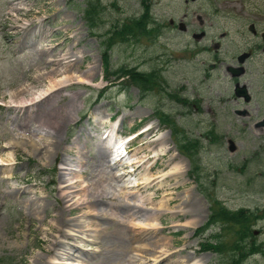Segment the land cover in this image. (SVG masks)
<instances>
[{
    "label": "rangeland",
    "instance_id": "rangeland-1",
    "mask_svg": "<svg viewBox=\"0 0 264 264\" xmlns=\"http://www.w3.org/2000/svg\"><path fill=\"white\" fill-rule=\"evenodd\" d=\"M89 1L95 6L93 27L88 25L84 13L87 0H15L12 6L22 7L16 15H11L9 0H0V264H31L35 256L46 258L43 250L48 247V239L57 234L51 225L56 205L65 208L64 217L73 222L69 232L77 233L75 224L81 219L102 221L81 216L84 208L74 209L76 204L62 199L58 189L63 167L81 147V156H85V164L78 166L83 168L81 178L93 185L102 181L97 190H103L104 196L96 211L105 207L108 212L120 209L130 213L128 207L134 205L141 209V218L159 214L162 229L153 237L160 244L165 242L163 237L172 239L173 250L187 246L168 263L192 255L201 259L198 264H264V129L253 127L264 116V62L258 61L249 74L256 94L249 103V115H236L233 102L220 101L230 88L227 76L215 75L201 86L198 84L201 75L195 65L208 58L209 53L193 50L207 45L208 39L220 30H227V35L235 39L249 33L246 25L250 21L264 28V0ZM146 8L148 31L139 34L137 22L143 19ZM180 20L189 28L204 23L208 37L201 41L193 39L187 30H179ZM78 36L73 51L83 50V57L79 62L74 60L69 70L85 72L90 80L71 79L54 94L32 99L33 102L27 100L33 95L28 92L16 97L9 94L26 83L35 88L48 85V79L36 80L35 69L47 70L56 64L45 65L44 55L38 59L35 44L42 42L48 50L50 45L67 50ZM107 37L111 66L122 68L117 74L107 73L104 68L102 52ZM46 39L51 44L48 40L44 43ZM152 70L158 79L151 92L141 97V89L132 83V76L139 71L149 76ZM128 84V90L124 89ZM100 90H104L103 97ZM162 111L175 124L176 134L164 121L166 118L160 117ZM107 116L109 120L103 125L101 121ZM148 121L157 126L147 140L168 132L165 138L185 158L181 162L187 167L186 174L170 181L172 189L166 190L156 181L150 190L140 189L139 196L150 195L152 203L123 192L124 184L111 177V168L96 142L99 133L112 123L116 122L114 132L127 133L137 131ZM140 138L132 141L134 149L144 145L146 139L139 141ZM159 140H153L149 148ZM181 143L193 153L198 164L192 173L191 157L182 150ZM144 152L151 163L153 152ZM173 153V149L166 151L161 162ZM157 167L150 172L157 173ZM136 177L134 172L126 180ZM172 197L175 202L164 203ZM187 197L196 205L194 208L184 204ZM31 198L49 204L42 210ZM221 206L230 212L248 209V224L226 220L202 230L211 210L215 212ZM117 219L127 220L122 216ZM189 221L198 223L190 226ZM105 223L114 225L110 219ZM246 224L245 234L242 228ZM217 239L222 241L217 243ZM98 240L102 242L104 256L92 252L89 247L99 250L95 245L79 242L81 248H89L90 261L85 262L70 248L75 245L74 238H64L69 253L58 261L122 264L121 257L118 261L121 253L107 248V240L102 236ZM212 245L219 249L210 248Z\"/></svg>",
    "mask_w": 264,
    "mask_h": 264
},
{
    "label": "bare ground",
    "instance_id": "bare-ground-1",
    "mask_svg": "<svg viewBox=\"0 0 264 264\" xmlns=\"http://www.w3.org/2000/svg\"><path fill=\"white\" fill-rule=\"evenodd\" d=\"M14 1L15 0H9V5L11 6V15H16L18 11L22 10V7L12 6L15 3ZM19 1L23 2L25 0ZM40 26L41 25L39 24V27ZM67 28H65L66 31ZM39 29L40 28H38V30ZM26 37L27 36H25V38ZM79 39V36L74 38V41L68 46L67 50L57 46H49L51 48L49 50L47 47H41L39 49L40 51H38V59H43L44 55V57L46 56L45 59H43L45 65L47 63L51 65L56 64V66H53L47 70L45 67H36L35 69V71H37L35 76L36 80L41 81L44 78L48 79V85L45 87L35 88L34 84L26 83L23 86L11 90L9 94L16 97L22 95L23 92H28L33 95L27 100L33 102V100L38 98L54 94L53 91H58L59 88L63 87V85H65L69 80L71 81V79L75 78L77 81L90 80L88 79L89 75L85 72H71L73 69L69 70V67L72 66V62L74 60L75 62H79L80 57H83V50L79 49L77 52L73 51L74 46L77 44ZM47 40L48 39L43 40V42L45 43ZM23 43L27 42L24 41ZM35 48L36 44L33 46V49ZM57 48L60 50L54 52V50ZM72 55H75V57H72ZM91 69L92 66L90 67V70ZM12 101H15L13 102L15 104L17 103L14 99H12ZM108 120V116L104 117L101 123L104 125V123L108 122ZM115 125L116 122L110 124L109 128L102 131L103 133H108V135L103 139L104 144L107 146L102 154L106 158L109 156L111 159L116 161L114 166H111V177L117 180V182H122L124 184L123 192L125 194L127 193L132 197H135L136 200H140L142 198L143 202L146 200L152 203V197L150 195L147 197L139 196L140 189L147 188V190H150L155 181L166 190L172 189L170 181L173 178L181 176L182 174H186L187 167H185L183 162H181L182 160H185V158L182 155H179V153L174 150L171 141L165 138V135L168 132H163L157 138H154L153 140H160L154 147L149 148V145L153 140H147V138L150 137L151 133L153 132L152 130L157 126V123L154 121H148L145 125V129L142 130V134L139 135L142 137L139 139V141H142L143 139H146L147 141H143L144 145H139L134 149L132 152V158L127 155L121 156V153H123L122 146L124 144L119 133L114 132ZM97 139H101L100 135ZM115 141H117L116 143L121 142V145H116L111 150L110 147ZM81 148H79V150H81ZM170 149H173L174 153L170 154L169 158L164 162H161L164 153ZM144 150H150L153 152L154 157L151 163L149 162L148 155L144 152ZM81 155L82 153H78L77 162L80 161L83 165L85 162L84 157ZM120 156L121 158H119ZM175 158H178V160L174 161ZM132 159H134L135 164L137 165L136 168L134 170L132 169V171L123 168L122 163H129L132 161ZM156 165H158L157 168H160V170L153 174L150 171L152 168H155ZM63 168H65V170H62L61 173L63 180L60 182V186L58 188L61 198H67L66 201L70 200L71 203H75L76 205L73 207L74 209L78 208V210H80L84 208L85 211L81 213V216L88 215L90 217H95L96 219H101L102 221L100 220L101 222L96 223L93 220L81 219L75 224L77 226V229L75 230L77 233L69 232V228L73 222L64 217L65 208H63L61 205H56V208L54 209L56 212L53 215V221L51 222V225L57 234L53 235V238L48 239V247L43 250L46 258L43 259L40 256H35L32 259L31 264H75L73 262L60 263L58 261V259H60L63 254L69 253L68 250H66L67 244H65L64 241V238L67 237H71L72 239L74 238L75 241L73 243L75 245H70V248L72 247V252L76 251L77 255L83 259V261H90L88 253L89 248L92 249V252L100 253L104 256L102 250L103 247L101 244L102 242L98 240L100 236L107 240L105 245L107 248L116 250L115 252L117 253H121L118 255V261H120L121 257L122 264H198V262L201 260L192 255H183L182 257L171 261V263H168L171 257L184 252L187 246L173 250L172 239H165L166 237H163L162 239H164L165 242L160 244V240L153 237V234L158 233L162 229V222L159 214L156 213L152 214L150 217L141 218L139 215L141 209L134 208V205L128 207V211L131 210L130 213L123 212L117 208V211L108 212L105 207H99L98 209H100L101 212H98L96 211L98 202H100V199L104 196L103 190L101 192H98L97 190V184L99 181H101V179L98 180L97 184L95 185L88 184L85 183L81 178V173L83 171L82 167L78 169V171L74 170L68 162ZM134 172H136L137 177L127 181V177L132 175ZM17 190L18 189H16V191ZM175 199V197L167 198L164 203L167 205L172 204L175 202ZM31 200L36 203L37 208H42V210H45L49 204L47 201L42 203L37 202L36 198H31ZM186 203L190 204V206L193 208L196 206L193 205V202L189 197L184 200V204ZM119 216L125 217L127 220L117 219ZM108 219L114 221L113 226L105 223ZM41 221L42 219H40V222ZM197 223V221L195 223L189 221L190 226L196 225ZM91 225H95V228H90ZM81 241H85L90 245L93 244L96 246V248L98 247L99 250L96 251L95 248L91 247L88 249H83L79 245V242Z\"/></svg>",
    "mask_w": 264,
    "mask_h": 264
},
{
    "label": "flooded vegetation",
    "instance_id": "flooded-vegetation-1",
    "mask_svg": "<svg viewBox=\"0 0 264 264\" xmlns=\"http://www.w3.org/2000/svg\"><path fill=\"white\" fill-rule=\"evenodd\" d=\"M187 1V0H186ZM248 34H241L235 39L229 37L227 30H220L217 36L208 39L207 45L200 49H193L195 53L207 51L208 58L198 60L195 70L201 77L198 84L201 86L213 76L225 75L228 77L230 88L226 89L220 101L224 104L233 102V112L236 115H249V103L254 99L253 83L249 77L252 69L258 65V61L264 62V28H258L255 22L250 21L246 25ZM193 39L201 41L208 37L207 27L204 23L185 28ZM230 39L229 42L225 41ZM233 39V40H231ZM264 80V77H262ZM264 86V81L261 82Z\"/></svg>",
    "mask_w": 264,
    "mask_h": 264
},
{
    "label": "trees",
    "instance_id": "trees-1",
    "mask_svg": "<svg viewBox=\"0 0 264 264\" xmlns=\"http://www.w3.org/2000/svg\"><path fill=\"white\" fill-rule=\"evenodd\" d=\"M94 8H95L94 4L91 1L87 0V6L84 8V13L87 17L88 25L91 27H93L96 24V18H95L96 15L94 14L95 13ZM147 8L144 11L145 13L143 14V19H141L137 22V24H138L137 29L141 30V31H137L136 33H139V34L142 33L143 34V32L146 33L148 31V30H146L147 21L149 20V14H148L149 12H148ZM134 21H136V19ZM147 34H149V33H147ZM108 38L109 37L104 39V44H103L104 49H103L102 54H103V58L105 59L104 68L107 71V73L111 72V73L117 74V72L119 70H122V68H120V67L112 68V66H111L110 57H109V53H108V49L110 48V46H109L110 41H108L109 40ZM135 70H137V69H135ZM154 71L155 70L151 71V72H153V74H151V72H149V74H150L149 76L147 75V72H143V71L136 72L135 76H132V78H133L132 83L138 85V87H140V89H141V92H140L141 97H143L146 93L151 92V89L154 86L153 84H155V79H158L156 77V74ZM125 72H128V69ZM115 78H116V76H115ZM128 88H129V84H128V86L126 85L124 87V89H127V90H128ZM163 116L166 118V119H164V121L168 122V126L172 127L171 131L173 132V134H176L177 132H176L175 127H174L175 124L170 122V120L167 119L168 118L167 114L162 111V113H160V117L163 118ZM181 147H182V150L185 153L188 152L189 156L191 157L189 159V161L192 162V169H190V172L192 173L194 169L198 168V164H197V162H194L193 153L190 154V151H188L187 148H185L184 145H182V143H181ZM249 212L250 211H248V209H246V208H240L236 212H233V211L230 212L228 209L221 206L215 212L213 210H211L210 215H209L210 217L205 222V224L203 225L202 230L204 229V231H205L206 229L210 228L211 225L213 227H216V225H218L219 222H220V224H222L223 222H227L226 220H237L238 222L242 221V222L248 224V220H247L248 214L247 213H249ZM247 224H246L245 228H242V231H244L243 229H245V234L247 233V228H246L248 226ZM217 240H218L217 243L222 241L221 239H217ZM212 247L214 248V250L219 249L218 246L212 245L210 248H212Z\"/></svg>",
    "mask_w": 264,
    "mask_h": 264
},
{
    "label": "water",
    "instance_id": "water-1",
    "mask_svg": "<svg viewBox=\"0 0 264 264\" xmlns=\"http://www.w3.org/2000/svg\"><path fill=\"white\" fill-rule=\"evenodd\" d=\"M183 23L181 22L180 23V26L182 27L183 25H182ZM263 126H264V117H262V118H260V120H258V121H256L255 123H254V127H256V128H258V129H263Z\"/></svg>",
    "mask_w": 264,
    "mask_h": 264
}]
</instances>
